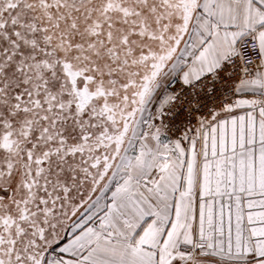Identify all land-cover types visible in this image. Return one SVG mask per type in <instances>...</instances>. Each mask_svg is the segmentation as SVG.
I'll list each match as a JSON object with an SVG mask.
<instances>
[{
    "label": "snow or ice",
    "instance_id": "snow-or-ice-1",
    "mask_svg": "<svg viewBox=\"0 0 264 264\" xmlns=\"http://www.w3.org/2000/svg\"><path fill=\"white\" fill-rule=\"evenodd\" d=\"M0 264H264V0H0Z\"/></svg>",
    "mask_w": 264,
    "mask_h": 264
}]
</instances>
